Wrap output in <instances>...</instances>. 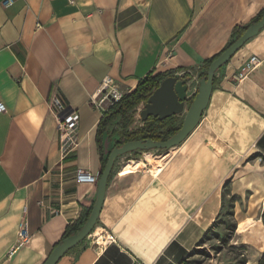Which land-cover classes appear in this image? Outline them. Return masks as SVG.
<instances>
[{
  "label": "crops",
  "instance_id": "obj_1",
  "mask_svg": "<svg viewBox=\"0 0 264 264\" xmlns=\"http://www.w3.org/2000/svg\"><path fill=\"white\" fill-rule=\"evenodd\" d=\"M6 1L0 0V102L7 110L0 114V264H43L95 202L96 186L77 183L76 171L99 175L118 140L109 127L97 142L102 114L90 99L102 80L112 78L128 94L149 73L182 69L194 72L186 79L193 97L203 62L256 17L264 0ZM252 57L259 64L239 82ZM214 78L198 126L160 157L166 160L158 172L146 153V170H130L128 162L113 169L97 227L116 243L99 250L86 238L57 264H179L221 216L225 184L242 219L238 233L262 234L264 250V28ZM55 94L80 117L78 146L65 159L49 105ZM22 223L31 239L19 245Z\"/></svg>",
  "mask_w": 264,
  "mask_h": 264
},
{
  "label": "water",
  "instance_id": "obj_2",
  "mask_svg": "<svg viewBox=\"0 0 264 264\" xmlns=\"http://www.w3.org/2000/svg\"><path fill=\"white\" fill-rule=\"evenodd\" d=\"M263 28L264 15L258 22L251 24L237 40L212 61L208 67L206 77L199 80L193 99L192 96L188 95L190 83L186 79L179 80L178 76H172L162 80L159 87L152 92L147 102L143 105V109L140 111V118L142 121L147 120L149 117L163 120L185 113L180 130L164 142L134 140L126 142L120 147H114L108 155L104 170L98 175L96 199L86 222L77 233L65 238L54 247L43 264H57L71 248L86 239L94 230L103 206L109 176L119 156L151 150H161L167 153L184 142L198 126L203 112L208 106L213 92V78L216 72L227 64ZM186 106H188L187 110H185Z\"/></svg>",
  "mask_w": 264,
  "mask_h": 264
},
{
  "label": "trees",
  "instance_id": "obj_3",
  "mask_svg": "<svg viewBox=\"0 0 264 264\" xmlns=\"http://www.w3.org/2000/svg\"><path fill=\"white\" fill-rule=\"evenodd\" d=\"M263 15H264V8L261 9V11L256 15V17L253 18V20H251V22H249L248 24L242 27H235L231 35V40L227 44V46L219 54L203 62V70L199 72L198 78L202 79L206 77L208 67L212 63V61L216 57H218L222 52H224L235 40H237L251 24L258 22ZM181 71L183 70L178 69L176 71H167L156 75L149 73L144 78L140 79L136 87L131 92H129L128 94H124L123 97L119 100V102L109 107L103 113L97 125V131H96L97 142L99 143V145L101 143L104 133L108 131L109 127H112L111 133L113 135L116 134L118 135V140L115 142L114 147H120L124 143L134 140H152L154 142H164L168 138L176 134L180 130L182 124V123L179 124L176 123L178 116L168 117L163 120H159L158 118L155 117H149L147 118V120L143 121V125L141 127L139 128H130V127L133 121V117H132L133 113H135L136 109L140 105H144L147 102L149 96L152 94V92L155 89L159 87L162 80L168 77L175 76L176 72H181ZM193 75L194 72L185 71L183 75L180 76L179 78H181L182 80L191 79ZM214 85H215V78H213V86ZM193 98L194 96L192 97V99ZM108 155L105 158L101 159L102 162H101L100 174L104 170ZM227 188H228V184H225L223 187V194L224 191L227 190ZM233 199L234 197H231V200ZM88 216H89V211L85 212L84 215H82V217L76 223L67 226L61 242L65 238L77 233L86 222ZM217 220L213 222V224L211 225L209 230L205 233V235H207L208 232L211 230V228L217 223ZM262 222L264 224V213L262 214ZM57 245L58 244H56L54 247H56ZM183 263L184 261L179 264H183ZM258 264H264V252L261 258L259 259Z\"/></svg>",
  "mask_w": 264,
  "mask_h": 264
},
{
  "label": "rangeland",
  "instance_id": "obj_4",
  "mask_svg": "<svg viewBox=\"0 0 264 264\" xmlns=\"http://www.w3.org/2000/svg\"><path fill=\"white\" fill-rule=\"evenodd\" d=\"M142 109L143 105H140L133 113V121L130 128H139L143 125V121L140 118ZM184 115L185 113L177 117V124L182 123ZM148 152L159 157H163L162 155L166 153V151L160 150ZM141 153V151H138L119 156L114 163L113 169H120L126 162L142 160ZM141 170L146 169L143 168ZM224 198L223 212L217 223L195 246L183 264H258L264 252V250L260 251L261 248L258 242L262 234H252L250 230H248L246 235L239 234L238 224L242 219L239 218V215L238 219L235 218L229 186L224 191ZM95 228H97V225Z\"/></svg>",
  "mask_w": 264,
  "mask_h": 264
},
{
  "label": "built area",
  "instance_id": "obj_5",
  "mask_svg": "<svg viewBox=\"0 0 264 264\" xmlns=\"http://www.w3.org/2000/svg\"><path fill=\"white\" fill-rule=\"evenodd\" d=\"M12 4V0H7L3 5L8 6ZM259 61L252 57L247 63L245 73L238 75L239 82L244 80L247 74L253 70ZM184 72L178 73L176 76L180 77ZM124 93L120 90L118 84L110 77H105L99 87L97 96L91 97L90 103L96 110L103 113L111 106L119 102ZM49 105L54 113L57 123V133L59 139V149L61 159H65L76 151L78 146V128L80 117L78 112L71 110L69 106L58 95H52ZM6 106L0 102V114L6 113ZM146 167V166H145ZM75 181L80 184H88L96 186L98 175L95 176L89 171L77 170L75 173ZM90 244L102 250L108 245L115 244V236L103 228H95L87 237ZM31 237L28 234L26 223H22L18 231L19 245L28 244ZM133 264H140L134 262Z\"/></svg>",
  "mask_w": 264,
  "mask_h": 264
},
{
  "label": "bare ground",
  "instance_id": "obj_6",
  "mask_svg": "<svg viewBox=\"0 0 264 264\" xmlns=\"http://www.w3.org/2000/svg\"><path fill=\"white\" fill-rule=\"evenodd\" d=\"M146 159L148 163L152 166V173L158 172V169L163 165L166 159L161 160L159 156H153L151 153H146ZM127 167L130 170L137 171L144 168V165L141 161H130L127 163ZM161 169V168H160Z\"/></svg>",
  "mask_w": 264,
  "mask_h": 264
}]
</instances>
